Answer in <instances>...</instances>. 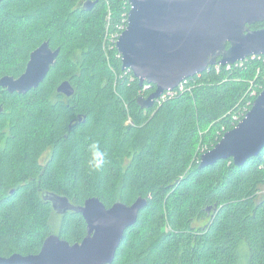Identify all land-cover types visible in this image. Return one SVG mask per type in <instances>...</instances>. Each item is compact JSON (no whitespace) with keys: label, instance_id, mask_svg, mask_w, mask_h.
Wrapping results in <instances>:
<instances>
[{"label":"trees","instance_id":"obj_1","mask_svg":"<svg viewBox=\"0 0 264 264\" xmlns=\"http://www.w3.org/2000/svg\"><path fill=\"white\" fill-rule=\"evenodd\" d=\"M130 9L127 0L0 4V79L20 77L45 42L61 50L37 89L0 87V258L36 255L55 233L72 245L84 240L81 214L59 216L54 227L49 193L77 206L98 198L108 209L147 200L113 264H264V150L241 167L228 159L207 168L199 151L204 142L212 150L251 110L264 63L229 71L217 62L188 79L192 91L144 108L140 99L156 86L141 87L106 41L109 10L110 33L119 34ZM64 82L73 96L58 92ZM91 143L106 154L98 171L87 166Z\"/></svg>","mask_w":264,"mask_h":264},{"label":"water","instance_id":"obj_2","mask_svg":"<svg viewBox=\"0 0 264 264\" xmlns=\"http://www.w3.org/2000/svg\"><path fill=\"white\" fill-rule=\"evenodd\" d=\"M128 3L131 6L128 26L119 38L117 50L122 55L123 70L130 69L141 87L145 83L156 86L148 99H140L144 108H152L165 92L174 91L217 62L226 66L264 56V28H250L264 23V0H128ZM92 6V2L85 5L89 9ZM60 51L45 42L31 54L21 76L2 77L0 87L19 95L37 89L55 65ZM58 92L67 97L75 94L69 82L62 83ZM263 150L264 89L246 116L201 156L200 167L228 159L241 167ZM44 198L56 215L81 214L87 224V236L72 245L53 234L38 254L1 257L0 264H113L126 231L137 223L148 203L139 198L131 206L119 202L108 209L98 198L87 200L83 206L56 194L47 193Z\"/></svg>","mask_w":264,"mask_h":264},{"label":"built area","instance_id":"obj_3","mask_svg":"<svg viewBox=\"0 0 264 264\" xmlns=\"http://www.w3.org/2000/svg\"><path fill=\"white\" fill-rule=\"evenodd\" d=\"M127 2H128V0H127ZM128 16H129V14H128ZM111 24H112V22H111V11L109 10V15H108V19H107V26H106V31H107V33H106V41H107V39L112 40V42H114V44L116 45V49H117V43L119 41V38L121 37V35L123 34V32L127 29V26L128 25H125V26L121 27V33L118 34V33H110V26H111ZM107 53H108V51H107ZM119 56L122 58V55L120 53H119ZM252 61H260V62H263L264 63V56H253V57L248 58V59H246L244 61L237 62L235 64H227L224 67L227 70L232 71L235 68H245V66L248 63L252 62ZM220 66H222V64H220ZM217 70L220 71V68L217 69ZM261 73H262V70L261 69H258V75H260ZM190 83H191V81L190 82L188 80L184 81L174 91L165 92L164 95L160 99H166L167 96H169V97L174 96V95H176L177 92L189 91L190 90V86H189ZM258 95H259V93H258V91H256L254 89V85L252 83V86H251V89H250V97L251 98H257ZM240 121H238V123ZM205 150H206V148H204L201 152H204L205 153Z\"/></svg>","mask_w":264,"mask_h":264},{"label":"clouds","instance_id":"obj_4","mask_svg":"<svg viewBox=\"0 0 264 264\" xmlns=\"http://www.w3.org/2000/svg\"><path fill=\"white\" fill-rule=\"evenodd\" d=\"M88 153L87 166L92 171L100 170L107 162L106 154L98 143H91L88 146Z\"/></svg>","mask_w":264,"mask_h":264},{"label":"rangeland","instance_id":"obj_5","mask_svg":"<svg viewBox=\"0 0 264 264\" xmlns=\"http://www.w3.org/2000/svg\"><path fill=\"white\" fill-rule=\"evenodd\" d=\"M107 19H108V16H107ZM261 63H263V62H261ZM245 68H246V66H245ZM259 69H261V68H259ZM257 74H258V70H257ZM258 76V75H257ZM260 76H262V74L260 75ZM192 86H190V90H189V92L190 91H192V89L193 88H191ZM201 133H202V138H201V140L204 142L205 141V137H206V132H205V130H201ZM201 141V142H202ZM204 148H206V146H205V142L204 143H202V144H200V147H199V151H202ZM60 219H59V216H57V218H55V222H54V227L55 228H57L58 227V224H59V221ZM55 231H57V230H55ZM56 234V233H55Z\"/></svg>","mask_w":264,"mask_h":264},{"label":"flooded vegetation","instance_id":"obj_6","mask_svg":"<svg viewBox=\"0 0 264 264\" xmlns=\"http://www.w3.org/2000/svg\"><path fill=\"white\" fill-rule=\"evenodd\" d=\"M227 48H230V45H228V47ZM57 216H59V215H57ZM61 217V216H60Z\"/></svg>","mask_w":264,"mask_h":264},{"label":"bare ground","instance_id":"obj_7","mask_svg":"<svg viewBox=\"0 0 264 264\" xmlns=\"http://www.w3.org/2000/svg\"><path fill=\"white\" fill-rule=\"evenodd\" d=\"M148 84V83H147Z\"/></svg>","mask_w":264,"mask_h":264}]
</instances>
